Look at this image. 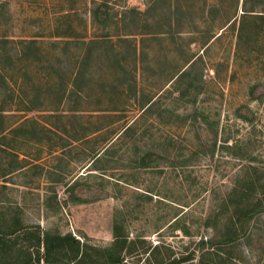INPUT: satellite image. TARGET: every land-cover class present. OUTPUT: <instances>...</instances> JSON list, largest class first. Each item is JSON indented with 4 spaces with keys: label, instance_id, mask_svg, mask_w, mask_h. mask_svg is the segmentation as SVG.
I'll return each mask as SVG.
<instances>
[{
    "label": "rangeland",
    "instance_id": "374dc122",
    "mask_svg": "<svg viewBox=\"0 0 264 264\" xmlns=\"http://www.w3.org/2000/svg\"><path fill=\"white\" fill-rule=\"evenodd\" d=\"M253 167L264 0H0V219L197 264ZM231 252L264 264V211Z\"/></svg>",
    "mask_w": 264,
    "mask_h": 264
},
{
    "label": "trees",
    "instance_id": "16d2710c",
    "mask_svg": "<svg viewBox=\"0 0 264 264\" xmlns=\"http://www.w3.org/2000/svg\"><path fill=\"white\" fill-rule=\"evenodd\" d=\"M133 12H136L134 9ZM264 211V175L253 167L236 183L208 225L214 234L200 239L197 264H238L231 250L247 233L251 222ZM225 219L222 224L220 220ZM115 240L109 247H96L81 241L71 232L62 234L31 227L17 215L3 214L0 219V264H128L124 251L131 253L136 241L115 226ZM149 260L161 258L160 246L150 249ZM192 253L187 258H194ZM180 259H174L176 264Z\"/></svg>",
    "mask_w": 264,
    "mask_h": 264
}]
</instances>
